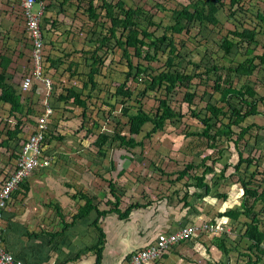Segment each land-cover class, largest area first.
I'll return each mask as SVG.
<instances>
[{"label": "rangeland", "instance_id": "1", "mask_svg": "<svg viewBox=\"0 0 264 264\" xmlns=\"http://www.w3.org/2000/svg\"><path fill=\"white\" fill-rule=\"evenodd\" d=\"M63 1L47 0L46 10L41 22L48 66L46 75L51 77L53 88L48 96H45L43 92L38 93L34 89L26 91L27 94L22 93L24 97L28 98V103L35 109L36 115L42 112L45 98H48L53 108L49 130L51 133L44 143L45 155L53 158L52 172L49 176L53 174V177H57L55 181L60 182L63 179L61 173L58 171L66 170L69 173L66 172L63 175H65L64 180L68 179V183L73 182L74 179L81 182L83 179L85 182L91 184L93 182L96 183L94 184L96 189L89 190V195L96 197L95 203H102V200L107 202V198L110 201H116V198H114L108 187L111 180L115 183L117 192L121 195L120 208L123 211L130 203L140 201L144 204L147 200H156L162 194L167 195L169 197L167 201L170 203L166 204V201L163 203L162 206L165 209L162 212L156 210L155 213L150 212L149 217L145 216L143 219L141 217L142 222L139 221L140 225L138 222H135L134 227L136 229L131 230L132 232L128 235L130 236V242H134V239L132 240L133 233H139L140 238L149 237L148 239H153L155 237L153 229L162 219L180 223L181 217H187L193 221L192 223H196L199 226L200 222L203 221L202 218L206 220L209 215L220 217L219 214L224 209L240 206L243 197L240 178H251L256 184L259 181L262 182L264 179V140L258 144L257 140H254L255 147L252 150L259 149L257 153L260 152L258 153L259 160L257 165L251 166L245 171L244 168L247 167V164H242L240 168L242 174L240 175L233 168L239 159L238 147H235L233 142H228L222 137V146H224L225 150L222 152L221 158L214 165L212 174H208L206 177V182L211 186L210 194L205 195L204 199H197L195 201L189 198V201L194 202L195 208L200 211L199 218H195L196 213L193 210H188L187 208L183 210L181 208L182 204H180L181 200L179 199L184 196L186 190L194 191V188L186 186L188 181H192L188 175L181 180H176L179 170L184 169V166L189 162H202L203 157L208 154L219 156L217 150L209 149L205 137L189 133L191 131H200L202 125L190 114L185 99L186 92L189 89L185 86H178L168 96L176 111H182L186 115L183 119L177 118L172 120L166 125L164 131H159L150 138H144V136L152 128V125L145 123L141 126V133L133 135L137 140H144L142 148L137 147L134 150H130L125 146L111 145L109 141L106 144L107 153L104 159L97 155V148L93 142L98 133H113L116 130H120L127 137L132 135V129L129 128L128 124V117L123 114L124 106L131 107V111L134 112V107L142 105L148 112H155L159 105L158 99L165 97V95L162 90L143 93L145 84L142 74H136L127 80L129 67L127 61L122 57L123 50L119 47L115 48L114 45L115 49L110 50L109 47L105 46L98 52L103 60V64L101 65V72L96 78L98 86L92 91L93 96L89 97L88 93H91L90 88H84L83 86V82L87 79L86 74L89 71L86 60L89 53L85 52L95 48L96 42H94V38H102L103 35L107 34L110 22H107V18L102 17L104 12L99 7L100 2H96L97 11L102 15L98 20L105 22V25H93L88 16L81 13V10L77 8L78 0H71L72 2L70 1L69 4H66L69 8L65 10L61 4ZM122 1L125 6L139 7V9L149 11L154 16V21L162 25H166L169 22L172 8L190 2V0ZM83 2V5L87 4V0H83ZM241 5L244 10L239 11L234 17L229 16L224 9L221 10L218 14L220 23L217 26L211 25L201 28L199 24H196L192 31L188 33L185 31L176 32L174 35L177 40L176 42H185L184 47L180 50V56L184 59L183 62L185 63L187 60L199 62L202 59L206 60L205 56L209 55L217 65L228 68L231 65L235 66V64L243 60L249 50L256 55L261 54L264 51V32H262L263 24L257 16L259 13L264 14V0H242ZM39 10L40 4L37 3L33 6V11L38 12ZM25 25V20L20 14L18 4L14 0H0V55L4 54L13 58L14 63L10 65V72L13 74V82L18 87L24 76L28 72L30 73L32 67V44L26 38ZM238 27L241 29L242 27H255L257 30H260L261 33L258 35V39L261 44L249 45L244 42L235 45L231 52V57L235 61H226L223 58V51L219 50L218 47V50L216 48L205 50L202 47L204 43L215 45V40L221 39L222 33L225 30H233ZM150 29L156 35L163 33V28L161 27L152 26ZM144 50L147 51V47ZM167 52L168 49L163 47L156 55L157 60L149 63L152 67V73H158L165 67L164 63L167 58ZM52 60L56 61L55 65H52ZM137 61L138 59L134 57L133 63L137 64ZM144 63L148 64V62ZM73 64L75 65L73 66ZM226 68L223 70L224 72H228ZM191 69L192 66H189L188 70L194 72ZM131 71L136 73L135 68ZM228 77L229 75L225 76V85L228 84ZM230 78L234 86L240 87L243 84H248L257 90L259 96L264 95V69L259 67L251 77L239 78L233 74ZM215 79V73H212V77L205 84L199 78H195L192 81L190 88L196 92L197 96L194 100L198 105V109L202 111H204L206 100L213 97L215 99L218 98V94H214L213 89ZM124 81L126 82V89L132 92L130 99L116 94V88ZM66 89L81 92L82 98L86 99L89 108L85 120L82 114L83 109L73 105V99L61 100V94H70ZM43 91L47 92V89ZM204 92L211 93V96L207 94L206 98H204ZM8 105L11 107L9 103H2L0 105V182L11 172L22 142L26 140L32 132L33 126L36 124V115L32 117L31 115L28 116L27 118L30 119H27L28 122L26 121V117H24L23 133H20L18 138L11 140L9 145L4 144L7 138L6 130L10 127L12 128L16 123V119L9 116ZM259 110L264 113V104H259ZM32 120L35 122H32ZM94 121H97L98 126L93 125ZM252 122L263 125L264 114L250 116L245 121L248 124ZM84 123L85 129H82V133H78L77 130ZM87 128H90L91 132H87ZM234 128L237 129V127ZM252 142L253 140L250 143L252 144ZM247 153L245 151V155ZM207 163L211 164L212 162L209 160ZM226 163H230L231 165L226 168L224 176H221V168ZM158 167L164 169L165 174L160 172ZM46 170L43 168L34 171L26 182L29 185L34 184V178L39 173H41V179H47L48 176H45ZM255 170V176H250ZM196 171L200 175L203 171L202 166L198 167ZM167 173H171V175ZM190 173L193 175L195 171L191 170ZM218 177L221 179H217ZM37 180L38 182L40 181L38 178ZM253 186L254 184L251 185V187ZM45 187L46 185L41 188L45 189ZM34 190L35 188H32L27 193L24 187L20 188L15 194L16 197L12 199V203L15 204V200L27 202L28 198L36 197L37 192ZM99 190H103L105 194L103 195ZM61 191L62 186L58 193ZM218 193H227L229 198L232 197L231 202H227L228 199L225 201L222 197H217ZM28 194L29 196L27 197ZM54 199L53 201H58L61 205L63 204V201L60 199ZM107 206L109 208L114 205L107 204ZM262 207L261 201H258L255 205L256 210H261ZM224 221L227 223L229 220ZM244 222L238 221L237 223L235 222V225H228L231 227L230 230L233 226L236 229V233L230 232L229 240L231 241H227L226 245L233 247L236 243L237 246L236 249L232 248L229 253L226 254L218 249L216 242H214L215 238L209 239L206 236L200 235V238L181 243L182 247H180V253L176 259L181 264H216L217 262H222L223 264H245L250 241L237 234L238 231L243 233L245 229ZM142 223L151 228V233L148 236V230ZM128 224L126 225L127 228L131 229L132 225ZM262 228L264 229V227ZM112 229L113 226L111 225L110 230ZM115 237L112 238L115 239ZM112 257L114 256L112 255ZM110 259L112 262L115 261V259ZM258 264H263V261Z\"/></svg>", "mask_w": 264, "mask_h": 264}, {"label": "trees", "instance_id": "2", "mask_svg": "<svg viewBox=\"0 0 264 264\" xmlns=\"http://www.w3.org/2000/svg\"><path fill=\"white\" fill-rule=\"evenodd\" d=\"M67 1L69 0H64L61 3L62 6H64V10L69 8L66 5L67 3H64ZM96 2L101 3L99 7L102 12H104L103 16L97 11ZM83 3V0H78L77 8L81 10V13L88 16L93 22V25H105V22L98 20L101 16L107 18V22H110L107 34L103 35L102 38H94L93 40L96 42L95 48L85 52L87 54L89 53V56L86 58L89 71L86 74L87 79L83 83V86L84 88L91 86V93H88V96L92 97V91L98 86L95 77L100 74L101 65L103 64V60L98 53L99 50L105 46L112 50L114 45L115 48L119 47L123 50L122 57L127 61L129 67L126 77L127 80L131 79L136 74H142L145 84L142 91L143 93L162 90L165 95V97L158 99L159 105L155 112H148L142 105L134 107V112L131 111V107L124 106L123 114L128 117V124L129 128L132 129V135L127 137L125 134H122L120 130H116L113 133H98L93 142L97 148V155L104 159L107 153L106 144L109 141L111 145L116 144L118 146H125L130 150H134L137 147L142 148L144 146V140H137L133 135L140 134L141 126L145 123H150L152 125V128L144 136V138H150L153 134L164 131L166 125L172 120L177 118L183 119L186 115L182 111H176L168 96L172 94L178 86H185L189 89L188 92H186L185 99L190 114L202 125L200 131H191L189 133L205 137L209 149L212 148L213 150H217L219 154V156L208 154L203 157L200 163L189 162L184 166V169L178 172L176 180H181L188 175L192 181H188L186 186H192L194 188V191L186 190L184 196L179 199L181 200L180 204H182L181 208L183 210L187 208L188 210H193L198 213L199 211L195 208L194 202L189 201V198L195 201L210 194L211 186L206 182V177L208 174H212L211 172L214 171V165L221 158L222 152L225 150L224 146H222V137L228 142H233L235 147H238L239 159L233 167L236 169L237 174H242L240 168L244 163L247 164V167L244 168L245 171L251 166L257 165L259 157L252 148L255 147L254 140H257V144L264 140V124L261 125L257 122L248 124L245 123V121L250 116L264 114L259 110V104H264V95L259 96L257 90L248 84H243L240 87L234 86L230 76L234 74L239 78L251 77L259 67L264 69V51L256 55L249 50L243 60L239 61L235 66L231 65L228 68L217 65L209 55L205 56L206 60L202 59L199 62L187 60L184 63V59L180 56V50L184 47L185 42H176L177 40L174 35L179 31L188 33L192 31L196 24H199L201 28L219 25V12L224 9L229 16H236L239 11L244 10L241 5L242 0H190L188 4H181L171 9L172 13L166 25L155 22L154 16L150 14L149 11L139 9V7L125 6L122 0H87L86 5H83ZM257 18L262 22V32H264V14L259 13ZM152 26L163 28V33L161 35H156L155 32L150 29ZM92 32L94 31L92 30ZM260 33L261 31L257 30L255 27H242V29L238 27L233 30L228 29L222 33L221 39L215 40V45L204 43L202 47H204L205 50L214 48H216V50L219 49L223 51V58L226 61H235L233 57H231L233 47L244 42L249 45L261 44L258 39ZM145 47H147V51L144 50ZM163 47L168 49L167 58L164 63L165 67L158 73H152V67L149 63L157 60L156 55ZM134 57L138 59L137 64L133 63ZM257 60L259 61L258 63ZM10 62V57L7 55H0V104L9 103L11 105L9 116L16 119L14 127L6 130L7 138L4 144L7 145H9L11 140L18 138V135L23 132L25 124L23 117L36 115L35 109L28 103V98L17 91L13 84V74L9 70ZM144 62H148V64ZM55 64L56 61L52 60V65ZM189 66H192L191 70H194V72L188 70ZM133 68L136 69V73L131 71ZM225 68L228 72L223 71ZM212 73H215L216 76L213 89L215 92L214 94H218V98L215 99L213 97L212 99L206 100L204 111H202L198 109V105L194 100L197 96L196 92L190 87L195 78H199V80L205 84L209 81V78L212 77ZM227 75H229V79L228 84L225 85L224 79ZM125 85L126 82H122L116 88V94L130 99L132 97V92L126 89ZM66 90L70 92V94H61V100L73 99V105L83 109L82 114L85 120L89 108L86 99L82 98L81 92L71 89ZM207 94L211 96V93L204 92V98H206ZM138 102L140 101L138 100ZM27 119L30 120L29 118ZM93 125L98 126L97 121H94ZM84 127L85 123L81 125V128H79L77 132L82 133V129H85ZM234 127H237V129ZM87 132H91V129L87 128ZM50 133L51 131L46 134V136ZM252 140L253 142L251 144L250 142ZM245 151L248 152L246 155ZM209 160H211V164L207 163ZM230 165V163H226L224 167L221 168V176H224L227 170L226 168ZM200 166H202L203 171L199 175L196 170ZM158 169L165 174L164 169L159 167ZM191 170L195 171L193 175L190 173ZM255 173L256 170L253 171L250 176H255ZM167 174L171 175V173ZM219 178L220 177L217 179ZM240 180L244 190L240 206L225 209L219 215L220 217H227L229 220L227 223H222L223 226L226 224L230 226L231 224L235 225V222L241 221V216L247 218L245 222L242 221L245 226L243 233L241 231L237 232L238 236L249 239L250 241L247 248L248 257L245 264H258L261 261H263L264 264V229H261L263 222L261 215L264 212V187L262 183L264 179L262 182L259 181L258 184L254 183L251 178H240ZM26 181L27 179L24 181L25 184L22 183V186L29 191L30 185ZM252 184H254L253 187H251ZM65 186L73 187V183L66 182ZM89 186L92 187V184L89 183ZM108 187L114 198H116V201H107L108 204L114 205L111 206L109 210H100L98 204L94 203L96 197L89 196L84 190H77V192L70 195L71 198L73 200L76 199L79 204L78 208H76L77 211L72 216L71 223L66 222L62 211L59 208L57 209L58 214H60L58 216L62 215V221L66 223L63 229H66L75 221L88 216L95 210L97 218L93 221V225L96 227L98 233L100 232V237L98 243L95 246L89 247V249L96 250L98 261H101V258H103L102 251L105 247V234L103 229L99 226V220L102 216H106V214L115 211L120 218L124 219L129 216L133 208L147 207L155 202L165 203L166 201V204L170 203L167 201L169 197L162 194L156 200H147L144 204L140 201L133 202L122 211L120 208L121 195L117 192L115 183L110 180ZM216 196L222 197L223 200L228 198L227 193H218ZM258 201H261L263 204L261 210L255 209V205ZM56 207H59V205L56 204ZM209 221L214 224L217 223L215 219H209ZM188 224H192V222ZM188 224L182 222L178 226L184 227ZM231 230L233 233H236V229H234L233 226ZM63 231L64 230H62V232ZM229 239L230 237L227 231L224 230L223 235L221 237H216L214 242H216L220 251L227 254L232 248H237L236 243L233 247H228L226 245L227 241H231ZM132 253L127 255L126 258H130ZM216 264L223 263L217 262Z\"/></svg>", "mask_w": 264, "mask_h": 264}, {"label": "crops", "instance_id": "3", "mask_svg": "<svg viewBox=\"0 0 264 264\" xmlns=\"http://www.w3.org/2000/svg\"><path fill=\"white\" fill-rule=\"evenodd\" d=\"M70 1L71 0L67 1V4H69ZM10 59V65H13L14 60L12 57H10ZM10 65L9 70H11ZM74 65L75 64H73V66ZM88 88H91V86ZM257 151L256 149L255 152L257 153ZM52 167L53 164L48 166L45 171V176H48L47 179H41V173H39L35 176L36 178H34V184L30 185L31 189L35 188L34 191L37 192L36 197H34L35 199L28 198L27 202L24 200H15V204L10 201L6 209L7 221L5 222V238L7 247L17 258L23 259L27 264H123L127 259V255L150 246L156 240L160 232L172 231L182 222H193L187 217H181L180 223L162 219L153 229V232H155V237L153 239H148L149 237L140 238L139 233H133L132 240L134 239V242H130V236L128 235L136 229L134 227L135 222H138L140 225L139 221H141V217L142 219L145 216L149 217L150 212L155 213L156 210L162 212L165 209L162 206L163 203L155 202L147 207L133 208L129 216L124 219L115 214V211L113 213L110 212L106 214V216H102L99 220V226L103 229L105 234L104 244H106L102 251L103 258H101V261H98L96 250L89 249V247L95 246L98 243L100 237V232L98 233L96 227L93 225V221L97 218L95 210L88 216L75 221L72 225L63 229L66 223L62 221V215L58 216L60 215L58 214V207H56L53 201V198H58L63 201V204H60L62 208L59 209L64 213L65 221L71 223L72 216L77 211L76 208H78L79 204L76 199L73 200L70 195L77 192V190H84L89 195L90 189H96L94 186L96 183L93 182L91 187L89 183L85 182L83 179L82 182L74 179L73 182H71L73 183V188L66 187L65 182H67L68 179L64 180L65 175L63 174L69 172L66 170H59L58 172L61 173L63 180L58 182L55 181L57 178L56 176L53 177V174L49 176L52 172ZM37 178L40 180L39 182ZM96 182L99 184L98 181ZM262 183L264 187V182ZM44 185H46L45 189L41 188ZM61 186L62 191L58 193ZM99 192L103 195L105 194L103 190H99ZM227 199V202L230 203L232 197H228ZM106 200L108 201V198ZM96 204H98L100 210H109L111 208H108V203L105 202V200H102V203L97 202ZM131 204L132 203L128 204L127 207ZM195 213V218H199L200 211ZM10 217L12 218L10 219ZM222 218L223 217L209 215L206 221L215 219V221L219 223L218 221L222 220ZM261 219L263 220L261 229H263L264 212L261 215ZM202 220L204 221V218H202ZM240 220L246 221L247 218L241 216ZM127 224H131L132 228H127ZM111 225L113 226L112 230H110ZM142 225L147 228L148 236L149 233H151V228L144 223H142ZM62 230L64 231L62 232ZM157 230L160 231L157 232ZM115 235H117V237H115ZM111 236L115 237V239ZM180 247H182L181 244L170 247L164 252L160 259H156L148 264H181L180 261L176 259L180 253ZM112 255L114 257H112ZM110 258L115 259V261L112 262Z\"/></svg>", "mask_w": 264, "mask_h": 264}, {"label": "built area", "instance_id": "4", "mask_svg": "<svg viewBox=\"0 0 264 264\" xmlns=\"http://www.w3.org/2000/svg\"><path fill=\"white\" fill-rule=\"evenodd\" d=\"M20 9V14L25 20L26 38L32 44V67L30 73L28 72L22 79L19 91L35 90L38 93L43 92L45 96L50 94L53 88V81L51 77L46 75L47 57L44 33L42 31L41 22L46 10V0H14ZM40 4L38 12L33 11L35 4ZM47 89V92L43 90ZM53 115V108L45 98L44 108L42 114L38 119V129L35 133L30 135L28 140L22 145L18 156L14 160L15 166L11 172V176L6 179L0 186V264H22L16 261L13 255L4 246L2 240V216L3 209H5L8 200L14 189L19 183L28 177L34 170L51 164L52 159L43 154V142L45 140L46 132L49 131V120ZM227 224L223 226L222 223H211V221H201L200 225L196 223L178 227L172 231L160 232L156 240L148 247L132 253L131 257L126 259L123 264H148L156 259H160L164 252L170 247L188 241L192 237L206 236L209 239L221 237L223 231L226 230L229 235L232 230ZM200 238V237H199Z\"/></svg>", "mask_w": 264, "mask_h": 264}, {"label": "clouds", "instance_id": "5", "mask_svg": "<svg viewBox=\"0 0 264 264\" xmlns=\"http://www.w3.org/2000/svg\"><path fill=\"white\" fill-rule=\"evenodd\" d=\"M13 84L15 85V87H16V89H17V91H19L18 90V86L16 85V83H14L13 82ZM19 92H21V93H23V94H27L26 92H22V91H19ZM30 102H31V100H30ZM4 104V103H3ZM0 105H2V103L0 104ZM31 105V104H30ZM8 107H9V110H10V106L8 105ZM41 114H42V112L39 114V115H36L35 116V120H36V124H35V126H33V130H32V132L29 134V136L26 138V140H24L23 142H22V144H21V146H20V149H21V147H22V145L28 140V138L30 137V135H32L33 133H35L36 131H37V129L39 128L38 127V119H39V117L41 116ZM33 115H31V117H32ZM53 116V115H52ZM52 116H51V118H52ZM51 118H50V120H49V127H50V123H51ZM33 119V118H32ZM23 120H24V117H23ZM26 121H27V117H26ZM25 122V121H24ZM28 122V121H27ZM32 122H35L34 120H32ZM31 124V123H30ZM29 125V124H28ZM14 127V126H13ZM12 127V128H13ZM11 128V127H10ZM50 130V129H49ZM50 131H47L46 132V134H48ZM23 133V132H22ZM19 136V135H18ZM48 138V136H46L45 135V140ZM45 140H44V142H43V145H42V147H43V154H44V156H46V157H49V156H47V155H45V147H44V143H45ZM20 149H19V151H20ZM18 156V153H17V155H16V157ZM51 159H52V161L50 162L51 164H53L52 162H53V158L52 157H50ZM51 164H49V165H46V166H43V167H39L38 169H40V168H44V169H47L48 168V166H50ZM14 166H15V163H14ZM14 168V167H13ZM13 168H12V170H11V172L13 171ZM38 169H36V170H38ZM36 170H34V171H36ZM34 171L32 172V173H34ZM11 172L9 173V175L5 178V179H3L2 180V182L0 183V186L2 185V183L6 180V179H8L11 175ZM31 173V174H32ZM30 174V175H31ZM30 175L28 176V177H26L25 179H23L20 183H19V185L17 186V188L16 189H14V191L12 192V194H11V198L8 200V202H7V205H6V207H5V209H3V216H2V225H3V229H2V240L4 241V246L6 247V249L13 255V257H14V259L16 260V261H20L22 264H27L23 259H21V258H17L14 254H13V252L12 251H10V249L7 247V244H6V238H5V230H6V226H5V222L7 221V218H6V209L8 208V206H9V202L10 201H12V198H15L16 196H15V194H16V192H18V190H20V188H22L23 186H22V183H24V181L26 180V179H28L29 177H30ZM25 184V183H24ZM66 187H69V186H66ZM69 188H73V187H69ZM27 193L28 192H30V190H31V187H30V190L29 191H27L26 189H24ZM13 195H14V197H13ZM27 196H29V194L27 195ZM54 203L55 204H58L59 205V207L58 208H62L61 207V205H60V203L57 201H54ZM62 211V210H61ZM63 213V212H62ZM64 214V213H63ZM227 217H223L222 218V222H220L219 221V223H226V222H224V220H228V219H226ZM228 225V224H227ZM197 238H199V237H192L191 239H197ZM216 238V237H215ZM191 239H189V240H191ZM186 242V241H185ZM183 243V242H182ZM181 244V243H180ZM105 248V247H104Z\"/></svg>", "mask_w": 264, "mask_h": 264}]
</instances>
